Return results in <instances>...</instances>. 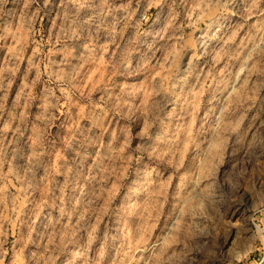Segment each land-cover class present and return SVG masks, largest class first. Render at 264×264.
<instances>
[{"label": "clouds", "instance_id": "9594fccd", "mask_svg": "<svg viewBox=\"0 0 264 264\" xmlns=\"http://www.w3.org/2000/svg\"><path fill=\"white\" fill-rule=\"evenodd\" d=\"M0 264H264V0H0Z\"/></svg>", "mask_w": 264, "mask_h": 264}]
</instances>
